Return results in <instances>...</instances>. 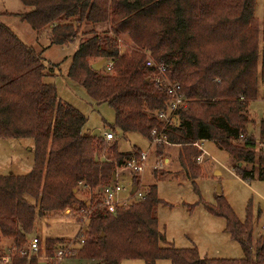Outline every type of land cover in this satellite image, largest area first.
<instances>
[{
    "label": "trees",
    "instance_id": "16d2710c",
    "mask_svg": "<svg viewBox=\"0 0 264 264\" xmlns=\"http://www.w3.org/2000/svg\"><path fill=\"white\" fill-rule=\"evenodd\" d=\"M19 2L27 8L19 18L36 32L47 27L51 45L76 42L64 75L93 101L107 103L113 111L111 129L147 137L153 126H160L153 112L165 106L167 94L148 79V54L163 64L167 77L188 98L176 124L162 130L167 141L190 146L196 154L192 142L213 141L234 162L231 168L240 180L264 181V151L253 152L251 136L238 139L249 122L247 102L256 97L258 79H264V0L260 29L254 0ZM119 36L139 51L123 53L116 43ZM100 58L112 61L113 74L90 68ZM44 75L40 53L0 21V137L30 138L33 154L26 174L0 175V237L12 239L13 248L31 232L36 215L82 205L72 191L77 182L93 186L108 179L114 164L98 162L100 152L117 162L137 152H117L114 142L105 144L99 134L82 133L84 116L59 100L52 83L43 82ZM257 130L264 142V119ZM162 146L154 147L155 154ZM145 191L142 200L114 213L94 208L76 255L100 264L134 258L145 264L157 259L172 264H264V234L253 241L250 216L238 221L223 199L217 198V208H205L224 218L225 231L243 252L241 259L199 258L194 248L166 243L154 215L160 202L155 186L147 184ZM10 260L26 264L17 254Z\"/></svg>",
    "mask_w": 264,
    "mask_h": 264
},
{
    "label": "rangeland",
    "instance_id": "374dc122",
    "mask_svg": "<svg viewBox=\"0 0 264 264\" xmlns=\"http://www.w3.org/2000/svg\"><path fill=\"white\" fill-rule=\"evenodd\" d=\"M26 9L18 0H0V21L23 44L40 55L42 52L45 73L42 80L45 83H52L61 102L67 103L84 116L82 133L91 135L94 130H98L101 136L103 131H111L114 139L104 141L101 136V141L105 144L114 142L117 152L127 153L133 149L147 150L148 143L145 137L135 132L122 133L117 128L111 129L113 111L107 103L93 101L79 84L65 77V67L76 42L63 46L51 45L47 27L36 33L24 21L20 20L17 13H23ZM261 12L262 0H254V16L258 19V29L261 25ZM104 28H96V30L101 31ZM80 36L78 33L77 38ZM116 43L123 53H126V49L129 52L132 48L137 50L124 36H119ZM122 43L126 48L122 46ZM260 45L259 40L258 47ZM146 56L149 55L146 54ZM92 60L89 59L90 62ZM47 61L55 65H50ZM51 67H53V73L49 75ZM101 68V74H113V70L106 72ZM257 88L256 97L247 102L249 122L244 127L246 135L254 139L259 138L257 124L264 119V79H258ZM238 142L240 141L233 143ZM198 143L206 152L200 163L195 162L194 158L199 152L196 154L192 147L181 144H162L161 153L152 154V157L167 158V165L151 174L145 172L141 181L142 188H146L147 184L155 186L156 196L160 202L155 207L154 215L158 229L166 243L177 249L194 248L199 258L241 259L243 252L239 244L231 239L225 231L224 218L210 213L205 206L217 208V198L219 197V200L223 199L229 206L238 221L243 222L249 215L252 221L251 237L254 241L264 234V181L254 178L249 182H243L232 171L231 167L234 162L215 142L204 140ZM31 145L30 138L0 137V175H23L29 172L33 161ZM253 152L258 153L255 150ZM178 160H181V165ZM192 168L193 170H190ZM216 171L218 174H215ZM72 191L75 192L74 196L77 200L85 198V194L82 192L78 190L76 192L75 189ZM67 208L76 209L75 207H65L61 210L45 211L41 216L36 215L31 232L24 237L23 242L17 248H13L15 245L12 239L0 237V255L4 257V259L0 257V264H11L10 259L15 254L23 257L19 252L25 248L27 237L31 234L38 235L41 250L32 258L24 257L26 264H37L40 261L45 264H100L94 259L76 255L77 249L80 247L77 240L73 241L75 249L73 255L65 257L59 262L51 258L52 250L56 246L70 244L79 231V223L75 218L76 212H72L73 218L65 215ZM88 223L85 227H81L83 235ZM160 244L162 245L163 242ZM118 264L145 263L141 259L134 258L121 259ZM153 264L172 263L167 259H157Z\"/></svg>",
    "mask_w": 264,
    "mask_h": 264
},
{
    "label": "built area",
    "instance_id": "2783aa9c",
    "mask_svg": "<svg viewBox=\"0 0 264 264\" xmlns=\"http://www.w3.org/2000/svg\"><path fill=\"white\" fill-rule=\"evenodd\" d=\"M144 65L150 69V76L148 79L151 81L153 87L167 94L165 106L153 112V116L157 119V124L160 126L159 128L153 126L148 136L145 137L148 143V148L145 151L137 150L135 154L123 157L118 162L111 159V157L104 152H100L97 155L96 158L98 162L112 160L114 164L113 171L106 181H99L93 186L83 182H77L76 189L85 194V198L81 200L82 205L78 206L75 210L67 208L65 215L71 216L72 212H76L75 218L79 223V231L75 234L70 244L56 246L52 250L51 258L55 259L56 262L74 254L75 249L73 248V241L77 240L79 245L83 243L84 235L81 232V227H85L89 222L94 208L104 210L106 213H114L117 208L142 200L146 192L145 188H142L141 183L143 174L145 172L151 174L167 165L166 158L152 157V154H155L154 147L158 144H171L167 141L162 130L176 124L177 112L185 108L188 98L181 93L179 83L167 77L162 63L156 62L151 57L146 56ZM102 67L106 72L111 71L112 61L108 60L104 62ZM101 136L104 141L114 139V135L111 131H103ZM246 136V134L240 133L238 139H243ZM198 142L200 141L191 143V145L199 150V154L194 158L196 163H200L203 155L206 154ZM253 149L256 152L264 151V142L259 138H253ZM132 186H135V189L133 192H130ZM40 250L41 243L38 235L31 234L27 237L25 248L22 249L19 254L25 258H32L36 256ZM1 258L4 259V257Z\"/></svg>",
    "mask_w": 264,
    "mask_h": 264
},
{
    "label": "water",
    "instance_id": "95a60500",
    "mask_svg": "<svg viewBox=\"0 0 264 264\" xmlns=\"http://www.w3.org/2000/svg\"><path fill=\"white\" fill-rule=\"evenodd\" d=\"M103 63H104V59L103 58H100L99 60L91 63L90 64V68L93 69V70H95V71H98L102 67ZM98 134H99V131L98 130H94L91 133L92 136H97ZM215 174H218V172L216 171ZM134 189H135V186H132L130 192H133ZM37 264H44V262H41L40 261V262H37Z\"/></svg>",
    "mask_w": 264,
    "mask_h": 264
},
{
    "label": "crops",
    "instance_id": "0c3cea01",
    "mask_svg": "<svg viewBox=\"0 0 264 264\" xmlns=\"http://www.w3.org/2000/svg\"><path fill=\"white\" fill-rule=\"evenodd\" d=\"M19 1V0H18ZM4 12H6V11H4ZM3 13V12H2ZM6 13H8V12H6ZM17 14H20V13H17ZM6 15H9V14H6ZM21 20V19H20ZM22 21V20H21ZM49 31V30H48ZM38 32V31H37ZM36 32V33H37ZM47 32V31H46ZM47 40H48V37H47ZM56 46V45H55ZM74 49H75V47H74ZM74 49H73V51H74ZM73 53V52H72ZM41 55H42V52H41ZM40 55V56H41ZM71 56H72V54H71ZM71 56H70V59H69V61H68V63H67V66L65 67V71H64V74H65V72H66V70H67V68H68V66H69V64H70V61H71ZM48 62V64H50V65H55L54 63H52V62H49V61H47ZM53 71V70H52ZM53 73V72H52ZM52 73H50L49 75H52ZM258 89V88H257ZM56 94H57V91H56ZM57 97L59 98V96L57 95ZM59 100L61 101V99L59 98ZM85 134V133H84ZM31 142H32V140H31ZM31 148H32V145H31ZM167 159V158H166ZM237 177V176H236ZM238 178V177H237ZM239 179V178H238ZM244 182V181H243Z\"/></svg>",
    "mask_w": 264,
    "mask_h": 264
}]
</instances>
